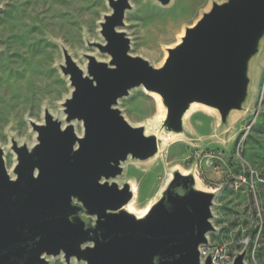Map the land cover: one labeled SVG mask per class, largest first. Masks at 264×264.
I'll use <instances>...</instances> for the list:
<instances>
[{
	"label": "water",
	"instance_id": "water-1",
	"mask_svg": "<svg viewBox=\"0 0 264 264\" xmlns=\"http://www.w3.org/2000/svg\"><path fill=\"white\" fill-rule=\"evenodd\" d=\"M106 5L110 11L98 23L102 41L87 43L106 59L83 54L84 72L63 48L61 72L72 86L61 103L65 124L47 108L41 123L31 120L35 142L11 141L10 172L0 148V264H48L49 256L82 264H216L209 255L200 260V245L214 230L215 192L198 189L191 172H173L145 219L120 210L133 196L129 183L115 180L123 163L148 160L161 143L132 126L117 105L140 86L163 98V131H184V111L194 101L225 124L248 103V64L264 37V0L213 2L167 48L158 69L129 52L122 28L131 0ZM244 255L229 264H246Z\"/></svg>",
	"mask_w": 264,
	"mask_h": 264
},
{
	"label": "rangeland",
	"instance_id": "rangeland-1",
	"mask_svg": "<svg viewBox=\"0 0 264 264\" xmlns=\"http://www.w3.org/2000/svg\"><path fill=\"white\" fill-rule=\"evenodd\" d=\"M224 1L161 5L131 0L122 28L130 54L160 64L184 27L213 2ZM109 11L106 0H0V148L8 169L15 163L11 141L34 142L28 119L42 122L45 107L58 113L60 100L69 93L59 69L63 48L77 64H84L85 53L107 57L87 43L102 41L98 21ZM248 66L249 97L243 109L231 111L222 124L216 110L194 107L183 119L184 131L177 136L169 132L159 156L128 159L115 180L137 189L134 204L141 210L161 195L173 172H191L201 187L215 192L210 243L228 246L233 256L245 250L246 264H264V37ZM117 107L133 125L162 129L156 99L140 86L120 98ZM75 130L81 133L80 124ZM46 260L82 264L62 256Z\"/></svg>",
	"mask_w": 264,
	"mask_h": 264
},
{
	"label": "bare ground",
	"instance_id": "bare-ground-1",
	"mask_svg": "<svg viewBox=\"0 0 264 264\" xmlns=\"http://www.w3.org/2000/svg\"><path fill=\"white\" fill-rule=\"evenodd\" d=\"M49 8V7H48ZM101 20H102V18H101ZM101 20H99L98 21V23L101 21ZM100 27V26H99ZM185 30H186V28L184 27L183 28V30L178 34V36L176 37L177 38V41L175 42V44L173 45V46H176V45H178V43L182 40V37L184 36V34H185ZM89 49H91V48H89ZM85 51H87V50H85ZM164 57H163V60L161 61V63L160 64H158V65H154L157 69L158 68H160L162 65H163V62L165 61V59H166V57H167V55H168V53H167V49L165 50V52H164ZM99 56H96V58L98 59V60H101V61H104L106 58H104L103 57V59H100V58H98ZM76 60V59H75ZM61 64H63L64 65V59L63 60H61ZM78 66H79V68L82 70V71H84V72H86V60H85V62H84V64H78ZM59 69H60V71H61V67L59 66ZM63 77H65V79H66V81H67V83H68V86H69V93H67V94H65L63 97H62V99L60 100V103L58 104V106L60 107V109L58 110V113H55V112H52L51 111V109H50V107H45V108H47L48 109V111L52 114V116H55V117H58V118H61V120H62V125H64L65 124V119H64V116H63V114H62V112H61V103L62 102H64V99L65 98H67L69 95H70V92H71V90H72V86H70V84H69V79H68V75H65V76H63ZM152 95H153V97H154V99H156V101H157V107H158V110H159V113H160V119H157V122L158 123H160V120L162 121L163 120V118L165 117V115H166V111H167V107H166V105H165V103H164V101H163V98L161 97V95L160 94H158L157 92H152V91H149ZM50 105V104H49ZM196 106H200V107H205V105L204 104H201V103H198V102H196V101H194V102H191L190 104H189V106H188V108L184 111V115H183V117L184 118H186L187 117V115H188V113L191 111V110H193L194 109V107H196ZM209 108H211V107H209ZM208 108V109H209ZM45 109H43V111H44ZM31 120H33L32 119V117L30 118V119H28V124L30 123V121ZM185 120V119H184ZM43 121V120H42ZM35 122H37V123H41L40 121H35ZM76 123H78V124H80L81 122H79V121H73L72 122V124H73V126H74V129H75V126H76ZM131 124V123H130ZM81 125V124H80ZM132 126H142L143 127V129H145V132H146V134L147 135H150V134H153V135H155L157 138H160V140H161V144H158V150H157V152L154 154V155H151V157H149L150 159L151 158H154V157H156L158 154H159V152L162 150V148L165 146V142L167 141V138H168V136L170 135L169 134V132H167V131H163V130H158V129H148L147 128V125L146 124H135V125H133V124H131ZM156 128V127H155ZM158 128V127H157ZM34 132V131H33ZM77 134L78 135H81L80 134V132H78L77 131ZM172 135H174V136H177V134L175 135L174 133L172 134ZM35 136H36V132H34V138H35ZM34 142H35V139H34ZM33 142V143H34ZM18 143V142H17ZM33 143H31V145L33 144ZM7 145V144H6ZM31 145H28V147H30ZM161 153V152H160ZM14 156H15V154H14ZM159 156V155H158ZM4 162H5V160H4ZM7 162H5V164H6ZM124 164V163H123ZM8 171L10 172V169H8ZM179 173L181 174V175H185L186 173H188L186 170H184L183 168H181V169H179ZM11 176H12V174H10ZM117 181V180H116ZM117 183L119 184V186H120V184L121 183H119L118 181H117ZM196 187L198 188V189H202V190H205V191H207L205 188H203V187H201L200 185H199V182H198V180H197V178H196ZM130 189L132 190V193H133V196H132V198L130 199V200H128V202H126L125 203V205H123L122 206V208L120 209L121 211L123 210L125 213H127L128 215H132L133 216V218H135V219H137V218H141V219H145V217L150 213V211L152 210V207L154 206V202L157 200V198H155L154 200H152V202L149 204V205H147L144 209H138L136 206H135V204H134V201H135V198H136V191H137V189H135V187L131 184L130 185Z\"/></svg>",
	"mask_w": 264,
	"mask_h": 264
},
{
	"label": "built area",
	"instance_id": "built-area-1",
	"mask_svg": "<svg viewBox=\"0 0 264 264\" xmlns=\"http://www.w3.org/2000/svg\"><path fill=\"white\" fill-rule=\"evenodd\" d=\"M208 255L216 264H229L233 258L228 246L211 244L210 241L200 245V260H204Z\"/></svg>",
	"mask_w": 264,
	"mask_h": 264
}]
</instances>
